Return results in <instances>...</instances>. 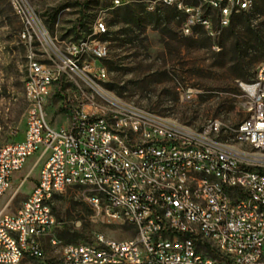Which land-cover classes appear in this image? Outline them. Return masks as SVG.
<instances>
[{
    "label": "built area",
    "instance_id": "obj_1",
    "mask_svg": "<svg viewBox=\"0 0 264 264\" xmlns=\"http://www.w3.org/2000/svg\"><path fill=\"white\" fill-rule=\"evenodd\" d=\"M31 29L24 39L30 49L29 70L33 76L24 134L9 141L0 151V200L16 183L20 187L28 177L17 174L26 160L38 153L42 161L30 193L14 212L0 207V264H44L42 240L50 237L57 225L52 208L56 195L76 189L101 220L122 221L138 218L134 235L110 239L95 234L90 242L66 243L56 264H214L208 263L191 243L206 245V238L194 236V225L214 233L219 249L231 263L264 264V163L245 162L244 152L264 153V63L250 81L239 83L244 97L242 107L248 116L233 127L219 119H210L200 128L182 124V132H167V120L158 114L121 100L101 86L107 72L101 63L103 42H73L64 46L51 37L25 0H13ZM248 0H209L217 4L218 23L227 26L233 8H242ZM171 5L177 0H162ZM184 30L201 26L208 35L216 31L205 21L195 22V7L183 6ZM33 12V19H26ZM101 19L91 26L99 29ZM22 34V29H21ZM69 50V57H62ZM73 56H83L78 68H70ZM90 57L99 65H90ZM68 82L81 90L82 104L72 111L67 127L51 125L45 105L53 85ZM83 88L92 90L84 92ZM95 101L108 103V111L95 108ZM135 125V133H128ZM228 130L237 131V139L247 142L242 157L228 154L224 139ZM110 131H122V138H110ZM142 141H153L152 149H142ZM205 168L220 174V192L210 191ZM68 172H77V180H68ZM178 174L194 181V190L178 187ZM147 205V213H139ZM179 212L192 215V225L179 219ZM101 246V253L86 259V252Z\"/></svg>",
    "mask_w": 264,
    "mask_h": 264
},
{
    "label": "rangeland",
    "instance_id": "obj_2",
    "mask_svg": "<svg viewBox=\"0 0 264 264\" xmlns=\"http://www.w3.org/2000/svg\"><path fill=\"white\" fill-rule=\"evenodd\" d=\"M25 1L56 41H76L90 32L97 17L102 18L109 33L104 55L109 58L101 63L108 76L100 83L121 100L194 128L215 118L233 127L248 116L239 83L250 81L264 63V0H255L248 12L233 13L224 27L208 0H177L171 5L162 0H120L114 7L113 0ZM183 6L198 7L215 35L198 25L186 32ZM21 29V14L8 0H0V146L24 134ZM80 98L81 90L71 83L53 85L45 105L48 122L67 127L72 111L82 104ZM37 155L30 156L17 174H28L27 180L18 188L14 182L1 198L3 207L16 191L6 211L14 212L34 186L42 162L36 161ZM52 208L57 225L50 237L57 244H50L49 237L42 240L44 263L56 264L64 244L90 242L97 233L116 240L134 235L127 222L94 216L76 189L56 195Z\"/></svg>",
    "mask_w": 264,
    "mask_h": 264
},
{
    "label": "bare ground",
    "instance_id": "obj_3",
    "mask_svg": "<svg viewBox=\"0 0 264 264\" xmlns=\"http://www.w3.org/2000/svg\"><path fill=\"white\" fill-rule=\"evenodd\" d=\"M12 5L14 10L17 13H20L17 10L16 4H14L13 0H8ZM255 0L243 1L242 8H233L231 10V15L236 12H248ZM209 3V0H208ZM121 4L120 0H113V7L119 6ZM210 7L217 9V4L209 3ZM183 8V7H182ZM195 9H199L195 7ZM26 19H33V12H26ZM101 19V25L98 30L87 35L82 36L80 39L76 41H68L63 42L64 46H71L73 42H88L90 38V42H102L101 37L105 35L108 30L105 25V22L101 17H97L92 25H95L98 20ZM205 21L206 25L212 27L211 21L209 18L203 13L195 14V22ZM22 25H23V17H22ZM22 35L24 39H31V29L29 26H22V34L21 31L19 33L20 41L22 42ZM23 44V42H22ZM24 45V44H23ZM25 48V75L23 79V90H24V99L26 103V110L28 107V101L30 99V91L33 90V76L29 70V57H30V49L26 46ZM105 48L103 46V55ZM62 57H69V50H62ZM78 63H83V56H73V60L70 61V68H78ZM90 65H99V58L90 57ZM101 71L107 72L106 68L101 64ZM95 108L100 109L101 111H108V103L103 101H95ZM167 120L166 131L167 132H182V124L175 122L169 117L159 115ZM128 133H135V125H128ZM110 138H122V131H110ZM3 145V144H2ZM2 145L0 146V151L2 149ZM224 147L227 149L228 154H231L234 157H242V151L247 150V142L241 141L237 139V131L236 130H228L225 139H224ZM153 141H142V149H152ZM244 161L245 162H257L264 163V153L262 151H253V152H244ZM205 175L207 180L210 183V191L212 192H220V174L216 173L212 168H205ZM68 180H77V172H68ZM178 187L186 188L187 190H194V181H187L185 174H178ZM139 213H147V205H139ZM179 219L182 220V223L185 225H192V215L187 212H179ZM130 225L133 228H138V218H130ZM194 236L196 238H206V245L210 246L211 249H208L206 246H202L201 243H191V250L198 251V253L202 254V258L205 259L208 263L214 264H239V256H231V263L229 259H226L224 255H217L213 249H219V242L214 238V233L211 231H204V228L201 225H194ZM50 244L53 245V239H50ZM94 253H101V246H94V252H86V259H94Z\"/></svg>",
    "mask_w": 264,
    "mask_h": 264
},
{
    "label": "trees",
    "instance_id": "obj_4",
    "mask_svg": "<svg viewBox=\"0 0 264 264\" xmlns=\"http://www.w3.org/2000/svg\"><path fill=\"white\" fill-rule=\"evenodd\" d=\"M232 15H234V14H232ZM232 15H231V16H232ZM198 26H199V25H198ZM108 34H109V33L107 32V33L104 35L103 38L106 39V40H108V39H107V38H108V36H107ZM108 42H109V41H108ZM44 264H54V263H52L51 261H47V262H45Z\"/></svg>",
    "mask_w": 264,
    "mask_h": 264
},
{
    "label": "crops",
    "instance_id": "obj_5",
    "mask_svg": "<svg viewBox=\"0 0 264 264\" xmlns=\"http://www.w3.org/2000/svg\"><path fill=\"white\" fill-rule=\"evenodd\" d=\"M24 128H25V126H24Z\"/></svg>",
    "mask_w": 264,
    "mask_h": 264
}]
</instances>
